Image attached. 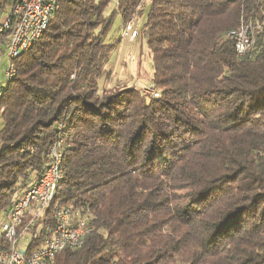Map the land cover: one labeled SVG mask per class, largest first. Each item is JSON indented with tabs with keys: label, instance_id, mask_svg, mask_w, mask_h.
Returning <instances> with one entry per match:
<instances>
[{
	"label": "trees",
	"instance_id": "1",
	"mask_svg": "<svg viewBox=\"0 0 264 264\" xmlns=\"http://www.w3.org/2000/svg\"><path fill=\"white\" fill-rule=\"evenodd\" d=\"M112 1L57 0L0 86V222L60 141L45 225L58 207L90 231L55 264H264V0H149L134 40L158 98L106 68L115 17L124 27L146 0ZM242 25L254 45L239 55L228 35ZM34 235L31 251L48 239Z\"/></svg>",
	"mask_w": 264,
	"mask_h": 264
},
{
	"label": "built area",
	"instance_id": "2",
	"mask_svg": "<svg viewBox=\"0 0 264 264\" xmlns=\"http://www.w3.org/2000/svg\"><path fill=\"white\" fill-rule=\"evenodd\" d=\"M11 5L9 16L4 21L0 19V35L8 33L4 52L10 58L6 70L8 81L16 74L13 61L43 38L56 12L57 0H14ZM122 32L123 37L131 40L137 37L134 19L124 25ZM228 36L235 42L239 55L245 54L254 45L250 25H242ZM144 94L159 97L153 84L144 89ZM63 160V144L58 141L50 150V160L42 176L15 198L3 222H0V264H55L59 253L84 245L90 228L78 214L73 217L68 210L57 207L52 216L55 225H45V216L64 179ZM45 229L48 239L41 247L31 251L32 233L35 232L34 237L39 238ZM25 236H29L30 245L24 250L20 247V240Z\"/></svg>",
	"mask_w": 264,
	"mask_h": 264
},
{
	"label": "rangeland",
	"instance_id": "3",
	"mask_svg": "<svg viewBox=\"0 0 264 264\" xmlns=\"http://www.w3.org/2000/svg\"><path fill=\"white\" fill-rule=\"evenodd\" d=\"M120 0H113L108 8V12H113L115 6ZM149 10V0L145 1L142 6V12L136 14L134 19V29L141 32ZM12 12V5L7 4L6 9L0 12V19L4 21ZM131 20V19H130ZM122 19L118 15L114 19V24L108 33V42H117L118 47L109 56L106 68L112 71L114 75V82L125 81L124 83L131 86H136L141 91H144L146 87L151 85V78L153 76V64L152 57L150 55L149 48L144 40L140 38L137 40H131L129 37H123L122 32ZM10 58L7 55H3L0 59V86L5 87L8 79L6 76V70L9 66ZM109 85V84H108ZM3 126V122L0 118V129ZM1 222H3L1 220ZM30 245L29 236H25L20 240V247L27 249Z\"/></svg>",
	"mask_w": 264,
	"mask_h": 264
},
{
	"label": "crops",
	"instance_id": "4",
	"mask_svg": "<svg viewBox=\"0 0 264 264\" xmlns=\"http://www.w3.org/2000/svg\"><path fill=\"white\" fill-rule=\"evenodd\" d=\"M3 55H4V54H3ZM1 57H2V55H1ZM1 57H0V58H1Z\"/></svg>",
	"mask_w": 264,
	"mask_h": 264
}]
</instances>
